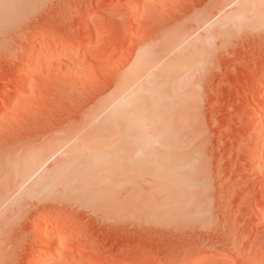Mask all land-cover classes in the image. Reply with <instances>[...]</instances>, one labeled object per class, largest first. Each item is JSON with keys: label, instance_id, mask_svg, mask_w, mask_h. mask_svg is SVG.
Here are the masks:
<instances>
[{"label": "rangeland", "instance_id": "rangeland-1", "mask_svg": "<svg viewBox=\"0 0 264 264\" xmlns=\"http://www.w3.org/2000/svg\"><path fill=\"white\" fill-rule=\"evenodd\" d=\"M134 1L0 2V264L39 263L54 226L63 259L52 264H264V27L224 26L247 0H140L141 12ZM177 40L197 64L213 59L185 75L193 136L150 152L191 163L199 205L167 215L146 166L99 159L113 133L94 116L143 50Z\"/></svg>", "mask_w": 264, "mask_h": 264}, {"label": "bare ground", "instance_id": "bare-ground-1", "mask_svg": "<svg viewBox=\"0 0 264 264\" xmlns=\"http://www.w3.org/2000/svg\"><path fill=\"white\" fill-rule=\"evenodd\" d=\"M139 2L140 0H135L133 3H135L137 11L141 12L142 8H138L141 5ZM228 19H231L234 26L244 24L255 29L264 27V0H247L241 9ZM209 37H213V35L206 39ZM190 45L191 43L188 45L187 41L184 44L183 41L177 40L159 52L143 50L132 66L120 76L111 93L99 103L94 116L95 120L106 124L113 133V138L101 149L99 159L104 158L106 153H112L122 161H129L133 172L143 165L146 166L145 172L148 171L145 173L146 177L150 174L148 179L151 177L152 182L157 183L158 189L163 191L164 197L168 198V203H166L169 208L167 215L173 214L176 206L190 205L197 201L199 205L195 187L188 183L192 176V168H189L191 163L179 160L160 164L150 154L153 144L159 141L193 136L192 129H187L188 126L185 125V113H182L179 107L181 93L184 91L193 92L192 85L194 83L192 79L194 76L191 73L192 79H190L191 76L185 77L189 74L188 71L197 64V59L192 54L193 49ZM203 46L205 50L209 49L205 43ZM204 49L202 50L203 53H205ZM174 50L177 51L174 55L175 58L165 66L164 63L161 64L160 58L168 56L169 52L173 53ZM72 53L71 49H66L57 56L65 59ZM198 53L200 54V52ZM207 53L210 51L207 50ZM42 61L45 62L40 63ZM42 61L38 62L39 69L50 64L49 59ZM36 69L37 67L28 73L26 72L27 79L36 75ZM133 98L136 99V102L130 108L120 111L115 109L117 105L128 103ZM18 99H20L19 93L12 97L11 102L16 104ZM192 115L194 116V114ZM142 172L139 173L143 175ZM156 186L154 185V187ZM152 190L156 189L152 187ZM162 194L161 196H163ZM62 231H64V227L54 226L43 234L41 239L45 249L41 260L39 259L40 262L37 264H52L55 258H62L63 251L60 249L61 246H59L60 243L57 238V234Z\"/></svg>", "mask_w": 264, "mask_h": 264}, {"label": "snow or ice", "instance_id": "snow-or-ice-1", "mask_svg": "<svg viewBox=\"0 0 264 264\" xmlns=\"http://www.w3.org/2000/svg\"><path fill=\"white\" fill-rule=\"evenodd\" d=\"M231 23V19H226L225 22H224V26L227 27V25ZM214 39L216 38H213V37H209L208 39H206L204 41L206 47H208L212 53H215L217 51L216 49V46H215V43H214ZM213 59V56L210 55L207 60H202L198 65H197V68H198V71H199V74L200 75H205L207 73V70L210 69L211 67V61ZM136 102V99L133 98L131 101H129L128 103H125L123 105H117L116 106V110L117 111H120L121 109H127V108H130L134 103Z\"/></svg>", "mask_w": 264, "mask_h": 264}]
</instances>
